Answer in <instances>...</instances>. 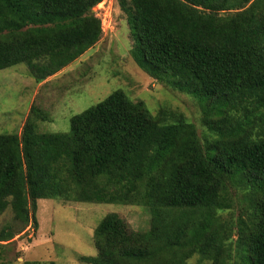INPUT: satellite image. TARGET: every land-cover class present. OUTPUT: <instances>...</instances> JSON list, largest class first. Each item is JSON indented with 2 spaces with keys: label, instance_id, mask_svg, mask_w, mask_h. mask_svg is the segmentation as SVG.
Listing matches in <instances>:
<instances>
[{
  "label": "trees",
  "instance_id": "16d2710c",
  "mask_svg": "<svg viewBox=\"0 0 264 264\" xmlns=\"http://www.w3.org/2000/svg\"><path fill=\"white\" fill-rule=\"evenodd\" d=\"M102 1L0 0V70L25 63L39 83L61 71L101 39L93 8ZM118 5L136 64L194 95L204 131L116 90L72 116L68 132H41L28 117L21 135L0 133V213L10 209L17 223L0 230V264L15 236L37 226L39 199L150 211L145 231L105 215L87 264H185L194 255L264 264V0ZM239 193L248 208L224 219Z\"/></svg>",
  "mask_w": 264,
  "mask_h": 264
},
{
  "label": "rangeland",
  "instance_id": "374dc122",
  "mask_svg": "<svg viewBox=\"0 0 264 264\" xmlns=\"http://www.w3.org/2000/svg\"><path fill=\"white\" fill-rule=\"evenodd\" d=\"M95 8L103 10L101 39L61 71L39 83L25 63L0 70V133L21 135L28 117L41 132H68L72 116L103 101L114 91L123 90L132 100L145 102L154 114L164 108L183 115L202 134L200 101L174 88L170 82L176 78L164 74L165 79H156L134 61L131 53L134 38L118 0H103ZM33 106L37 113L46 114L45 119L31 112ZM245 201L244 195H236L235 206L222 213V217L228 220L237 216L248 208ZM112 212L133 230L145 231L150 227L151 213L141 206L39 199L35 212L37 226H28L15 236L4 253L5 260L8 264H25L27 260L87 264L83 256L97 254L94 230ZM7 224H17L10 209L0 213V230ZM185 264L212 262L194 255Z\"/></svg>",
  "mask_w": 264,
  "mask_h": 264
},
{
  "label": "built area",
  "instance_id": "2783aa9c",
  "mask_svg": "<svg viewBox=\"0 0 264 264\" xmlns=\"http://www.w3.org/2000/svg\"><path fill=\"white\" fill-rule=\"evenodd\" d=\"M102 4V2L99 4V5H101ZM100 11L102 12L101 14L103 15V10L102 9H100Z\"/></svg>",
  "mask_w": 264,
  "mask_h": 264
},
{
  "label": "water",
  "instance_id": "95a60500",
  "mask_svg": "<svg viewBox=\"0 0 264 264\" xmlns=\"http://www.w3.org/2000/svg\"><path fill=\"white\" fill-rule=\"evenodd\" d=\"M93 11H94V12H96V11H97L95 7L93 8Z\"/></svg>",
  "mask_w": 264,
  "mask_h": 264
}]
</instances>
